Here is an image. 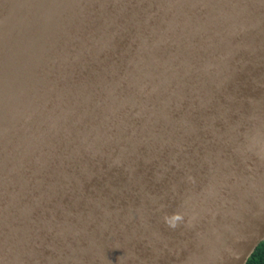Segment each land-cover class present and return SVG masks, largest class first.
Listing matches in <instances>:
<instances>
[{
  "label": "water",
  "instance_id": "95a60500",
  "mask_svg": "<svg viewBox=\"0 0 264 264\" xmlns=\"http://www.w3.org/2000/svg\"><path fill=\"white\" fill-rule=\"evenodd\" d=\"M17 1L0 0V31L6 24L4 22L7 3ZM131 1L135 10L141 6L137 26H134L133 22L121 23L107 26L104 31L103 28L95 26L90 32L92 34L85 51L79 55L75 54L77 59H67L69 71L81 72L74 80L69 79L62 83V97L57 100V107L66 114V110L70 108V94L75 93L83 97L84 85L95 89V93L88 92V96L84 97L86 103L96 104L95 113L82 112L88 107L86 104L82 111L74 110L69 115L72 120L65 121V128H83L89 133L85 122L95 117L93 119L98 126H104L103 131L109 130L101 138L104 148L106 147L105 151L124 158L120 171L113 175L132 179L136 173L140 174V193L135 192L132 201L128 203L122 201L124 206H129L131 212H124L132 219L86 221L93 208L99 216L109 215L115 189H107L103 193L96 192L95 199L102 196L104 200L100 204L95 203V207H90L94 201L86 197L93 193L85 188L87 196L84 197V190H81L83 196L76 190V183L80 184L78 179L81 175L84 176L77 172L81 161L73 155H68L67 148L60 145L58 152L63 156L58 166L41 167L40 162L33 166V169L46 176L41 182L38 174L35 177L43 189L38 192V197L32 198L37 197L40 201L34 203L33 207L29 204L22 205L24 212L32 210L44 221H0V237H12L11 242L3 246H8L17 253L15 260L19 259V264L28 261L29 255L39 257V261H42L41 250H48L53 244H57L55 247H61V252L55 253V256H66L68 251L75 250L66 243L69 239L82 238L84 224H88L90 237L94 240L91 250L88 246L85 247L82 255L87 254L85 259L88 261L93 259L92 264H242L255 241L263 236L264 61L254 73L247 74L240 80L238 89L230 90L220 97V105L209 109V142L194 141L192 145H187L186 139L178 141L175 135L179 134L172 132L169 134L170 139L183 143V152L162 154L158 157L155 168L143 169L135 160L140 155L135 150V143L160 141L164 137V133L160 132L162 123H151V132L148 135L142 130L134 138L138 127L134 129L132 124L126 123L129 112L121 113L120 104L127 102V97L132 98V95L138 94L128 91L130 85H139L142 82L151 84L152 80L155 84L158 83V75L161 73L157 61L160 53L151 44V33L154 32L159 40L162 39L163 33L154 26L147 25H157L160 19H172L175 15L183 21L193 18L194 15L199 19L200 15L191 13L192 0ZM62 3L60 0L58 18L50 19V15H46V18L50 19L49 27L40 31L33 39L34 42H41L47 37V33L49 36L51 27L56 23L60 26L64 24ZM212 3H215L214 0H208L205 6L207 10L213 7L214 13H209L216 16L218 10L216 4ZM182 9L185 10L184 13H180ZM123 13L124 9L121 11V14ZM11 17L19 21L23 30L31 19L20 7L15 8ZM175 23H171L170 27ZM170 34L179 39V50L183 52L182 44L185 43L180 40L185 35L183 30L178 29ZM139 55L143 56L142 67L146 72L149 71L148 76H143L144 81L134 77V74L130 81L122 79L120 69L131 67ZM33 60L29 66L20 64L15 69L16 72L27 75L29 71H33L36 78L54 82L52 72L57 69L58 59ZM8 70L4 66L1 69L3 93L5 89L2 76ZM96 81L100 83L98 87L94 86ZM30 82L31 80H27L26 89L35 97L42 95V88ZM74 82L80 85V90L74 88ZM157 95L159 94L148 100L150 112L155 116L151 100ZM114 105L116 106L113 113L116 116H111L109 108ZM103 117L118 122L101 121ZM14 128L18 129L15 124ZM49 132L55 135L54 130L49 129ZM2 144L6 146L7 141L2 140ZM97 145L98 138L91 139L90 146L93 148ZM188 147L197 152H186ZM69 158L75 165L73 163L69 166ZM125 164L129 165L125 168ZM112 181L118 185L115 178ZM74 182L76 189L73 188V192H69ZM61 183L66 184V191L60 190ZM0 198L7 200L2 195ZM118 207L121 208L122 205L116 201L114 208ZM14 212L18 213L17 218L22 217L19 209L13 211L12 208H4L2 214L5 218H10L12 215L8 214ZM173 214L182 218L174 229L165 223V217H171ZM103 230L108 231L106 234H100ZM11 258L13 260V257Z\"/></svg>",
  "mask_w": 264,
  "mask_h": 264
},
{
  "label": "bare ground",
  "instance_id": "6f19581e",
  "mask_svg": "<svg viewBox=\"0 0 264 264\" xmlns=\"http://www.w3.org/2000/svg\"><path fill=\"white\" fill-rule=\"evenodd\" d=\"M39 1L18 0L7 3L6 24L0 31V44H3V48L0 46V195L7 198H0V221H44L32 210L24 212L22 205L29 204L33 207L39 200L38 192L43 187L37 183L35 177L38 174L41 182L46 176L33 169V166L36 162H40L41 167L58 166L63 156L58 152L60 145L67 148L68 155L81 161L77 172L79 175L84 174L78 179L80 184L74 182L69 192H73V188L76 189L78 185V194L81 195V190H84L86 197V188L93 193L86 197L93 199L90 206L93 208L104 200L102 196L95 199L96 192L115 189L109 215L99 216L93 208L86 221H131L132 217L124 212H131L130 208L124 206L123 202L132 201L135 192L140 193L141 178L139 173L132 179L113 175L120 171L124 158L105 151L106 147L104 148L101 138L109 130L103 131L104 126L99 127L93 116L85 122L89 133L83 128H65V121L72 120L69 115L74 110L82 111L87 104L88 107L82 112L95 113L96 104L86 103L85 100L88 92L93 94L95 89L84 85L83 97L70 94V108L66 110V114L57 107V100L62 97V83L69 79L74 80L81 72L69 71L67 59H77L75 54L85 51L92 29L97 26L104 31L107 26L130 22L137 26L141 6L135 10L131 0H62L64 24L60 26L56 23L51 27L49 36L47 33L46 38L36 43L33 39L40 31L49 27L50 19L58 18L60 8V0ZM207 1H191V13L200 15L199 19L194 15L193 18L183 21L175 15L172 19H160L157 25H147L154 26L163 33L161 40L154 32L151 33V44L160 53L157 61L161 73L158 75V83L155 84L152 80L151 84L142 82L139 85H130L128 91L138 94L132 95V98L127 97L128 101L120 104L121 113L129 112L126 123L132 124L134 129L138 127L134 138L142 130L148 135L151 132V123H162L160 132L164 133V137L160 141L135 143V150L140 153L135 160L143 169L155 168L158 157L162 154L183 152V143L178 141L186 139L187 145H192L194 141L209 142V109L220 105V97L230 90L238 89L240 80L245 75L254 73L264 61V0H214L215 3L212 4H216L218 10L216 16L210 14L214 13L213 7L207 10ZM16 7H20L25 15L31 17L24 30L19 21L11 17ZM123 9L124 13L121 14ZM184 11L182 9L180 13ZM46 15L51 18L47 19ZM171 23H175L174 26L170 27ZM178 29L185 33L180 38L185 43L182 44L183 52L179 50V39L170 34ZM138 57L131 67L120 69L122 79L130 81L134 74V77L144 81L143 76H148L149 71L146 72L142 67L143 56ZM38 58L58 59L57 69L52 72L54 82L36 78L33 71H29L27 75L16 72L15 69L20 64L29 66L30 62H34L33 59ZM3 66L9 69L2 76L4 93L1 84ZM27 80L42 88V95H32L25 87ZM99 84L96 81L94 86L98 87ZM74 88L80 90L81 87L74 82ZM155 94L159 95L151 100V108L156 116L151 114L148 106L149 98ZM48 104L52 105L49 107ZM116 105L109 108L111 116H116L113 113ZM101 121L118 122L109 117H103ZM14 124L19 130L14 128ZM49 129L54 130L55 135L50 134ZM172 132L179 134L175 135L178 141L170 139L169 134ZM95 138H98V145L92 148L91 139ZM2 140L7 141L6 146L2 144ZM189 151L197 152L192 147L187 148L186 152ZM69 159L70 166L74 161ZM128 165L125 164V168ZM113 178L118 185L113 183ZM60 190H67L65 183L60 184ZM33 196L37 197L32 198ZM116 201L122 205L121 208H114ZM4 208H12L13 211L19 209L22 217L17 218L18 213L14 212L8 214L12 215L10 218H5L2 214ZM118 209L121 210L116 212ZM106 231L108 230H103L100 234H106ZM60 238L63 242L62 237ZM11 240L9 235L0 237V264H19V259L15 260L17 253L10 247L3 246ZM93 240L88 224H84L82 238L69 239L66 243L73 246L74 251H68L66 256H55V253L61 252V247L53 244L48 250H41L42 261H39V257L29 255L30 259L22 264H92L93 259L88 261L85 259L87 254H82L87 246L91 250Z\"/></svg>",
  "mask_w": 264,
  "mask_h": 264
},
{
  "label": "trees",
  "instance_id": "16d2710c",
  "mask_svg": "<svg viewBox=\"0 0 264 264\" xmlns=\"http://www.w3.org/2000/svg\"><path fill=\"white\" fill-rule=\"evenodd\" d=\"M242 264H264V238L255 241Z\"/></svg>",
  "mask_w": 264,
  "mask_h": 264
},
{
  "label": "clouds",
  "instance_id": "9594fccd",
  "mask_svg": "<svg viewBox=\"0 0 264 264\" xmlns=\"http://www.w3.org/2000/svg\"><path fill=\"white\" fill-rule=\"evenodd\" d=\"M182 218L178 215L173 214L171 217H165V223L168 224L171 228L177 227V222L180 221Z\"/></svg>",
  "mask_w": 264,
  "mask_h": 264
},
{
  "label": "rangeland",
  "instance_id": "374dc122",
  "mask_svg": "<svg viewBox=\"0 0 264 264\" xmlns=\"http://www.w3.org/2000/svg\"><path fill=\"white\" fill-rule=\"evenodd\" d=\"M262 238H264V233H263V236H262Z\"/></svg>",
  "mask_w": 264,
  "mask_h": 264
}]
</instances>
